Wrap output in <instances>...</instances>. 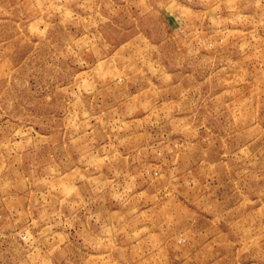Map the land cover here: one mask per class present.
<instances>
[{"label": "rangeland", "instance_id": "obj_1", "mask_svg": "<svg viewBox=\"0 0 264 264\" xmlns=\"http://www.w3.org/2000/svg\"><path fill=\"white\" fill-rule=\"evenodd\" d=\"M0 264H264V0H0Z\"/></svg>", "mask_w": 264, "mask_h": 264}]
</instances>
